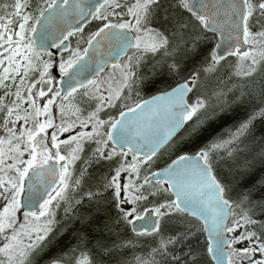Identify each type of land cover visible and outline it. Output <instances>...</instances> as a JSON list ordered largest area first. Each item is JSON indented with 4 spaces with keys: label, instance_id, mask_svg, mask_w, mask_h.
Masks as SVG:
<instances>
[{
    "label": "snow or ice",
    "instance_id": "6c2138e0",
    "mask_svg": "<svg viewBox=\"0 0 264 264\" xmlns=\"http://www.w3.org/2000/svg\"><path fill=\"white\" fill-rule=\"evenodd\" d=\"M0 264H264V0H0Z\"/></svg>",
    "mask_w": 264,
    "mask_h": 264
},
{
    "label": "rangeland",
    "instance_id": "374dc122",
    "mask_svg": "<svg viewBox=\"0 0 264 264\" xmlns=\"http://www.w3.org/2000/svg\"><path fill=\"white\" fill-rule=\"evenodd\" d=\"M235 63V59L228 61V64L225 66L224 71H228L231 73L232 68L231 65ZM134 236V234L129 233V239H131ZM143 243H141L139 240H135L130 246H128L126 249H124V253L129 258H134L136 255H144L148 251V247L150 245V240L147 238H142Z\"/></svg>",
    "mask_w": 264,
    "mask_h": 264
},
{
    "label": "trees",
    "instance_id": "16d2710c",
    "mask_svg": "<svg viewBox=\"0 0 264 264\" xmlns=\"http://www.w3.org/2000/svg\"><path fill=\"white\" fill-rule=\"evenodd\" d=\"M257 134H259V133H257Z\"/></svg>",
    "mask_w": 264,
    "mask_h": 264
}]
</instances>
